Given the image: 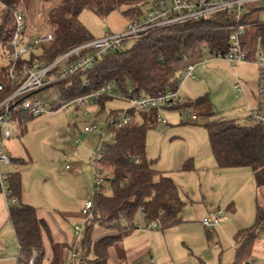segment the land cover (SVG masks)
Here are the masks:
<instances>
[{
	"label": "trees",
	"instance_id": "obj_1",
	"mask_svg": "<svg viewBox=\"0 0 264 264\" xmlns=\"http://www.w3.org/2000/svg\"><path fill=\"white\" fill-rule=\"evenodd\" d=\"M0 1L4 5L0 14V57L6 61V64L0 62V86H3L0 90L1 102L14 90L7 79V58L13 50L10 45L15 32L13 9L19 7L23 0ZM150 4V0H61L59 4L51 7L47 14L54 40L32 53L30 60L23 58L19 63L31 62L41 57L46 63H50L60 54L94 39L90 30L80 20V14L85 9L92 10L101 18L121 10L127 18L138 20L145 14L142 5L150 7ZM251 13L252 10H249L242 19L246 24L242 45L248 59L251 55H256L258 48L264 50V21L252 19ZM233 22L232 15L218 13L203 20L151 31L139 40L131 42L127 48L107 55L85 75L74 76L67 81L51 85L59 96L55 109H59L61 103L99 90L107 84H113L126 93L128 89H132L134 95L157 96L167 91H176L179 88L177 66L197 56L202 47H207L210 52L224 53L228 49L230 29L221 27L230 26ZM85 81L88 86L83 87ZM111 99L101 97L98 103L104 106L105 101ZM177 109H190L197 118L200 116L210 119L204 127L209 135L212 154L218 167H251L256 174L257 184H264V126L239 125L234 119L217 117L208 95L187 101ZM115 114L117 111L112 112V115ZM136 114L141 115L142 123L115 131L99 162L104 171L112 174L109 179L112 191L111 194H106L102 187L103 191L100 192L96 188L94 193L95 221L86 225L81 239L85 256H92L89 259L90 264H108L110 251L132 236L136 230L135 222L141 213H145L144 222L159 220L162 230L182 223L184 201L178 186L171 177L155 168V162L147 157V134L151 128L147 120L150 117L130 110L133 118ZM13 119L24 131L30 117L26 113L16 112ZM11 163L22 166L26 161L11 158ZM191 168L192 161H189L184 169ZM9 183L11 195L19 200L22 192L21 172L10 173ZM9 212L20 247V264H28L34 251L38 253L35 264H43L44 236H51L49 222L39 215L34 206L28 204L19 203L11 207ZM122 219L126 221L125 225L121 224ZM96 226L116 234L106 235L95 241L93 232ZM260 230H264L261 212L253 227L243 229L235 236V241L240 246L233 264L250 262L253 244ZM119 255L123 260L120 264L125 263L123 249L119 250ZM57 260L54 256L51 264H58Z\"/></svg>",
	"mask_w": 264,
	"mask_h": 264
},
{
	"label": "rangeland",
	"instance_id": "obj_2",
	"mask_svg": "<svg viewBox=\"0 0 264 264\" xmlns=\"http://www.w3.org/2000/svg\"><path fill=\"white\" fill-rule=\"evenodd\" d=\"M60 2L61 0L50 2L23 0L19 7L22 8L28 21L26 37L28 34L37 38L53 32L47 14L51 7ZM148 8L149 6L142 5L144 13ZM245 10H252V19L264 21V6L260 3H251L245 7ZM80 20L90 30L94 38L102 37L107 33H120L132 21L124 16L121 10L113 12L106 18H101L89 9L81 12ZM130 45L131 42L124 48ZM253 55L247 62L234 65L222 59L201 63L199 56L186 60L177 66L178 71L189 63H199L194 71L196 78L185 80L179 91L180 97L190 101L208 95L217 117L234 119L239 125L249 124L251 120L247 114L250 109H255L260 101L259 70L254 62L256 55ZM0 62L6 64L5 59L1 57ZM242 65H245L244 68ZM237 83L241 84L244 91L239 97H237L235 89ZM35 96L39 100L59 102L56 91L43 89ZM131 108L130 102L112 98L105 101L104 106L99 103L87 104L84 111L74 107L53 110L40 117L30 119L26 123L24 131L18 123H12V136L1 141L2 149L10 158L26 161L22 166L14 163L2 164V170L9 174L18 170L21 172V195L23 190H26L31 204L36 206L49 221L55 218L60 222L61 229L69 243L75 238V226L84 221L81 211L85 202L93 200L97 188L95 187V149L100 142V133L107 129L113 118L112 112L123 113ZM192 115H194L192 110L184 112L178 109L165 110L162 112V116L168 121V127L162 130L159 127H151L148 131L147 157L155 162V168L169 172L168 174L177 181L184 207L181 212V224L164 230H142L145 237L138 242L139 244L133 250L136 252V257L137 255L142 256L141 264H152L149 261L155 257L152 249L150 252L149 235L155 237L153 245L158 251L160 259L163 257L167 262V259L173 258V261L168 262L169 264L213 262V258H217L216 255L221 244L224 246V251H227L224 252L225 258L229 254V250L235 253L236 242L233 238L227 240L222 236L220 240L212 236L215 234L208 233L202 223L200 226L202 233L198 227L192 231L190 239L183 232V229L193 226L188 218L191 210L188 194L197 195L196 187L199 188L197 179L199 173L195 172L194 174L190 170H185L184 166L189 164V161H192L194 165L193 158H199L197 150L202 144L211 148L209 135L204 127L210 119L199 116L198 120L194 121ZM134 122L142 123V118L138 115ZM93 125L97 127V133H86L85 128ZM82 134L87 135L82 137ZM108 175L112 176L109 172ZM190 175L193 178H190ZM188 183H191L192 186L189 187ZM102 187H104V193L111 194L109 180H105ZM245 198L246 194L244 193L242 199L245 200ZM223 211L225 212L222 220L224 224L227 212L225 209ZM187 220L190 221L186 222ZM52 224L54 225V223ZM54 229L58 230L56 225H54ZM164 231L166 232L164 233ZM209 235L212 236V239ZM122 248L117 244L115 248H112V253L115 254ZM54 249L62 254L65 248L60 246L58 249ZM116 254L118 255V252ZM128 257L132 261V255L129 254ZM110 261H112V257H110L109 263ZM67 264L70 263L67 262Z\"/></svg>",
	"mask_w": 264,
	"mask_h": 264
},
{
	"label": "built area",
	"instance_id": "obj_3",
	"mask_svg": "<svg viewBox=\"0 0 264 264\" xmlns=\"http://www.w3.org/2000/svg\"><path fill=\"white\" fill-rule=\"evenodd\" d=\"M151 4L145 14L138 20L129 22L127 28L120 33H107L102 37L94 38L72 49L60 54L50 63H46L41 58H35L31 62L19 63L20 59L30 60V55L36 53L40 48L49 45L54 40L53 32L26 42L27 20L22 8L13 9L15 18V32L10 41L12 51L7 58V79L14 89L3 101L0 102V190L9 200V207L19 205L16 197L11 195L9 173L4 172L1 165H10L11 158L2 149L1 141L12 136L11 124L17 123L13 119L16 112L28 114L30 119L40 117L42 114L56 110L55 103L36 98V93L40 90L48 89L56 91L51 85L63 82L74 76L85 75L94 69L105 57L119 49L127 46L128 42H135L151 31L167 28L174 25L184 24L189 21L203 20L214 14L227 13L232 15L234 22L230 26L221 28L230 29L228 36V49L223 52H210L207 47H202L197 56L201 57V63H207L214 59H222L231 65L241 64L248 61L246 52L243 50L242 37L245 33L246 24L242 22L243 16L249 12L245 7L251 3H260L264 6V0H150ZM195 56V57H197ZM259 70V92L260 101L255 109L249 110V117L253 124L264 126V50L260 47L257 50L255 60ZM199 62L189 63L179 73V88L176 91H167L157 96L134 95L132 89L123 92L113 84H107L99 90H94L82 94L68 102L61 103V108H78L85 110V106L90 103H98L101 97L119 98L130 102L132 108L123 113L112 115L109 125L105 131H101L100 142L95 149L96 165V187L102 190L105 180H109L108 172L104 171L99 162L103 158L107 143L110 142L115 131L129 127L133 124L135 117L130 115V110H135L141 114L149 115L147 124L151 127H159L161 130L168 127V121L162 116L165 110L177 109L187 102L180 97L179 91L185 80L196 78L195 67ZM88 86V82H83V87ZM50 87V88H47ZM3 86H0V90ZM237 97L243 94L240 83L235 85ZM190 109L182 110L187 111ZM89 116L88 113H86ZM194 121L198 120L196 115H192ZM98 129L95 125L86 127L85 132L95 134ZM163 135V133H161ZM93 200H87L82 208L81 214L84 221L74 228L75 243L70 257V264H75L78 257V246L84 235L85 227L88 223L95 221L93 213ZM145 213H141L140 219L135 222L137 231L155 230L161 228L159 220L144 222ZM223 211H218L215 216H206L201 223L207 230H213L221 226ZM126 221L121 220L125 225ZM264 224V215L262 216ZM37 251L33 252L28 264H35Z\"/></svg>",
	"mask_w": 264,
	"mask_h": 264
},
{
	"label": "crops",
	"instance_id": "obj_4",
	"mask_svg": "<svg viewBox=\"0 0 264 264\" xmlns=\"http://www.w3.org/2000/svg\"><path fill=\"white\" fill-rule=\"evenodd\" d=\"M0 5L2 7L0 9L1 14L4 7L1 1ZM26 38L28 39L27 42L35 39L34 36L28 34ZM242 66L241 67L244 68L245 65ZM181 70L182 69L179 70V73ZM138 115L141 117L140 114ZM138 115L135 117V119L138 117ZM247 116L249 118V113ZM249 124L253 123L250 122ZM86 135L87 134H82V137H86ZM197 151L199 158H193L194 165L192 164L190 172H194V174L195 172L199 173V177L197 178L199 180V188L196 187V192L198 193L197 195L191 193L188 194V199L191 202V210L189 211L190 214L188 218L193 223V226L183 229V232L186 233L185 236L190 239V237H192V231H195L198 227L201 229V219L203 217L209 215L210 217H213L218 211H223V209H225L227 212L225 223H221V226L216 227L213 230H208V233L215 234L212 236L220 240L222 236H224L227 240L231 238L235 240V236L239 231L251 228L257 223L259 212L262 213V216L264 215V184H257L256 174L251 167L220 168L213 157L211 148L205 147L202 144V146L199 147ZM162 172L171 177L178 186L177 181L168 174L169 172ZM190 178L193 177L190 175ZM187 185L189 187L192 186L191 183H188ZM244 193L246 194L245 200L242 199ZM27 195L28 193L26 190H23V194L18 200L19 203L34 206L31 204L30 197ZM8 203L9 200L7 197L2 192H0V264H20V247L13 223L10 219V207ZM34 207L37 209L39 215L49 222L51 228V236L49 237L47 234L44 236L45 257L43 259V264H51L54 256L57 257L58 264H67V262L69 263L76 238H74V240L69 243L61 229V223L55 220V218H52V220L49 221L36 206ZM224 215L225 212L223 211V216ZM190 220H187L186 222ZM197 221L198 223H195ZM52 223H54V225H56L58 228L57 231H55L54 225ZM113 232L114 231L106 230L101 226H96L93 232V240L97 241L106 235L116 234V232ZM165 232L166 231H164V233ZM153 236L154 235H149L148 239L150 240V252L152 249L153 253H155V257L151 258V261L149 262L152 264H157L159 261V264H169L168 262L170 260L173 261V258L167 259V262L163 257L160 259L159 253L153 245V241L155 240V237ZM212 236L209 235L211 239ZM144 237L145 235H143L142 230H135L132 236L126 239L125 242L119 244L121 247H123L122 249L126 257V261L123 264L134 263L137 260L138 261L136 264H141L142 256L137 255L136 257V252H133V250L135 249L136 245L139 244L138 242L144 239ZM60 246H62L63 249L65 248L62 254L58 253V250L55 251L54 249H58ZM239 246L240 245L236 242V245L234 246L235 253H232V250H229V254L225 258V253L227 251H224V246L221 244L219 252L216 255L217 260L213 258V262L207 261L205 264H233ZM77 250L78 257L75 264H90L91 262L89 259H91V257L85 256V251L83 250L82 244L78 246ZM112 252L113 251L111 250L110 255L112 257V261H110L109 264H113V262L114 264H120V262L123 260L119 257V251H116V253L118 252V255ZM129 254L132 255V261L128 257ZM208 256L210 257L211 254ZM115 257L117 259H114ZM248 264H264V230H260L258 232L256 240L253 244L252 258Z\"/></svg>",
	"mask_w": 264,
	"mask_h": 264
}]
</instances>
